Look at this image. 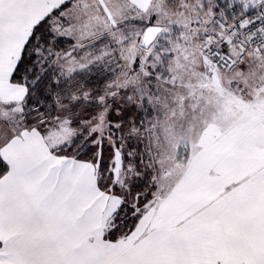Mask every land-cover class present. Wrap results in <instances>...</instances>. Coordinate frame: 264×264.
<instances>
[{
	"label": "snow or ice",
	"instance_id": "1",
	"mask_svg": "<svg viewBox=\"0 0 264 264\" xmlns=\"http://www.w3.org/2000/svg\"><path fill=\"white\" fill-rule=\"evenodd\" d=\"M0 264H264V0H0Z\"/></svg>",
	"mask_w": 264,
	"mask_h": 264
}]
</instances>
